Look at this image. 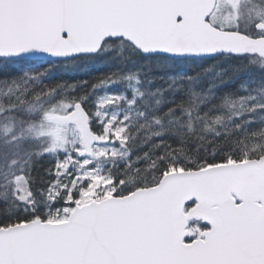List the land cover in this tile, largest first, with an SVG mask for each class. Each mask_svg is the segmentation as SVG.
<instances>
[{
    "label": "snow or ice",
    "instance_id": "6c2138e0",
    "mask_svg": "<svg viewBox=\"0 0 264 264\" xmlns=\"http://www.w3.org/2000/svg\"><path fill=\"white\" fill-rule=\"evenodd\" d=\"M0 264H264V0H0Z\"/></svg>",
    "mask_w": 264,
    "mask_h": 264
}]
</instances>
